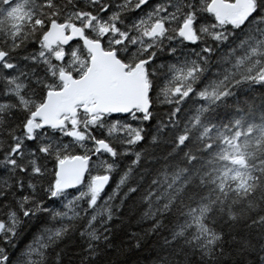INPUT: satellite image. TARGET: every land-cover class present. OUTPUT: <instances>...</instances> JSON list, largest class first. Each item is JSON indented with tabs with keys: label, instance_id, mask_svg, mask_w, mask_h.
I'll return each instance as SVG.
<instances>
[{
	"label": "snow or ice",
	"instance_id": "6c2138e0",
	"mask_svg": "<svg viewBox=\"0 0 264 264\" xmlns=\"http://www.w3.org/2000/svg\"><path fill=\"white\" fill-rule=\"evenodd\" d=\"M0 264H264V0H0Z\"/></svg>",
	"mask_w": 264,
	"mask_h": 264
}]
</instances>
